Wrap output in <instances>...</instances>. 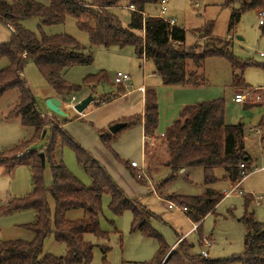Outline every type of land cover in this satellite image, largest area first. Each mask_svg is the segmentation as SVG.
Listing matches in <instances>:
<instances>
[{
  "label": "trees",
  "instance_id": "16d2710c",
  "mask_svg": "<svg viewBox=\"0 0 264 264\" xmlns=\"http://www.w3.org/2000/svg\"><path fill=\"white\" fill-rule=\"evenodd\" d=\"M124 1L129 2V8H134L128 10V24L114 12ZM155 2L156 0H0V21L14 29L11 39L0 43V62L8 61V66L0 70V99L6 92L16 90L19 102L14 112L12 111L13 116H20L24 127L33 128L34 136L46 131V135H42L45 148H30L24 154L25 145L31 142L28 140L14 146L0 158V165L4 166L6 173H11L19 165L30 168L33 185L31 193L23 198L10 199L6 207H0V213L10 215L25 209L36 213L35 221L25 226L34 234V238L30 241L0 242V264H92L95 245L86 239L87 235L109 239V234L100 228L105 194L111 196L109 208L114 215H122L126 211L132 213V233L140 231L145 237L159 242L154 259L144 264H264V223L257 222L253 214L241 219L251 230L245 239L246 252L241 256L206 258L200 253H194L196 244L188 243L186 239L172 250L151 225V219L155 215L139 200L126 195L106 168L64 129L66 121H52L40 111L23 76L26 64L33 62L51 90L67 99L81 91L83 86L69 84L62 76L65 70L93 63L92 49L95 47H133L138 58L154 63L157 75L166 86H203L204 74L198 71L203 70L206 60L218 57L230 63L234 71V84L238 88L243 86V73L253 63L239 61L232 52L231 42L211 38L210 34L201 37L210 38L211 44H206L205 47H186L187 33L184 28L171 25L159 16L144 15L146 7ZM226 3L228 6L240 5L232 13V24L246 11H264V0H226ZM35 18L41 20L38 34L23 25L25 20ZM67 18L74 19L78 29L88 35L89 51L69 35L48 36L44 33V27L62 25ZM260 29L264 35V25ZM188 62L193 63V70L187 69ZM108 78L101 71L96 75H88L83 84L98 85L109 81ZM118 91L122 93L123 90ZM251 94L255 95V92ZM111 97L106 96L103 102L110 101ZM259 101L264 102V99L259 98ZM255 104L248 102L247 106ZM120 123H124L125 127L115 135L104 130L99 132L106 149L119 160L112 149L113 139L122 130L138 126L141 117L123 119ZM158 123L157 93L155 89H147L145 147L155 138ZM244 137L243 124L226 123V103L223 99L188 105L159 141L166 150V159L162 164L171 170L170 181L183 169L202 167L205 185L210 186L218 181L215 171L222 168L226 174L225 179L235 185L243 180L240 166L245 165V171L249 172L252 165V159L246 152ZM64 146L75 152L78 164L92 180V187H86L57 159L58 151ZM8 153L15 156L9 162H4L3 156ZM19 153L22 156L17 157ZM41 153L45 155V165L42 164ZM120 162L128 166L126 162ZM48 164L52 172L50 187L45 185V169ZM133 176L136 178L135 174ZM49 197L55 204L54 214ZM166 199L186 207L191 221L197 223L215 211L224 195L207 188L200 196ZM251 202L249 198L247 207ZM74 210H88V214L79 220H68L67 214ZM202 226L201 223L197 227L198 245L203 235ZM51 233L58 243L65 246L64 256H42L44 242Z\"/></svg>",
  "mask_w": 264,
  "mask_h": 264
},
{
  "label": "rangeland",
  "instance_id": "374dc122",
  "mask_svg": "<svg viewBox=\"0 0 264 264\" xmlns=\"http://www.w3.org/2000/svg\"><path fill=\"white\" fill-rule=\"evenodd\" d=\"M163 1L156 0L154 4L146 7L145 12L150 16H158L159 13H162V5H164L167 8L164 14L165 18L175 19L173 25L177 23L178 27L186 30V47L194 45L205 47L206 44H211L210 38L201 37L210 34L211 38L231 42L232 52L239 61L254 64L244 71L243 81L241 82L243 86L238 88L233 80L234 71L226 59L218 57L206 60L203 70L198 71L200 74H204L205 85L195 86L192 94L196 98L188 102L189 105H195L201 102L223 99L226 103V123L230 125L243 124L245 126V130L249 133L245 148L248 155L252 157L253 166L251 165L250 170H253V172L240 185V190L243 193L240 194L237 191L224 198L216 206L215 213L209 214L203 220V235L198 245L199 233H190L194 224L187 217L189 215L178 208L169 209L168 204H165L166 201L159 197L200 196L207 188H211L222 195L229 193L231 188L236 187L238 184L234 186L229 180L225 179L224 169L221 168L215 171L218 181L210 186L205 185V174L202 167L189 168L186 172L181 170L179 174H176L175 179L170 181L171 170L162 164L166 159V150L159 141L163 137L150 140V144L145 147L147 151V163L145 162V164L147 165L142 167L141 135L137 132V128L130 127L122 130L113 139L112 149L126 161L132 162L135 160L138 162L140 167L135 169L134 172L139 184L120 162L122 159H117L104 146L101 147L98 131L101 116H109L114 112H124L123 115H130L129 113L138 110V106H135V104V108L125 105L127 101L121 100L108 109H100L90 118L70 125L68 130L75 141L79 144L81 142L85 143L87 148L83 147L94 156L97 147L104 152L105 155L102 157L104 160L100 159L102 165L106 167L129 198L137 199L142 201L146 207L149 206L147 208L155 215L151 219L152 227L162 235L170 247L175 245L179 236L187 234L186 241L196 244L194 253L199 254L202 249L200 247L203 246V240L209 238L212 240V247L209 249L210 259L241 256L246 252L245 239L251 231L241 219L246 215L253 214L257 222L264 223V102L259 103V98L264 99V55H262L264 53V35L260 29L259 12L257 10L246 11L238 21L232 24V13L234 9L240 7L239 4L228 6L226 0H166L165 4H163ZM128 5L129 2L124 1L114 10L125 24L129 22L128 10L131 7L129 8ZM23 25L26 29L38 34L41 20L36 18L25 20ZM43 31L48 36L69 35L85 47L87 51L90 50L88 35L78 29L76 21L72 18H67L62 25L44 27ZM132 50L131 48L121 50L118 47H111L110 49L105 47L93 48V63L75 66L62 73L63 78L69 84L83 86L77 94L71 95L67 99L63 98L64 103L70 106L75 103L72 101L73 97L77 98L79 103L89 96H95L97 102L95 101L90 106L97 107L101 105L106 96L112 93L119 95L118 89L123 90L122 93H125L126 87L115 86L112 79L119 71L129 73L130 70H135L142 76L139 69L140 63L138 59L135 60L133 57ZM7 66V60L0 63L1 70ZM187 66L189 71L195 68L191 62H188ZM101 71L108 75L109 81L98 85L83 84L88 75H96ZM24 75L40 111L48 119L63 123L64 119L55 112L46 114V112H50L48 111L50 108L45 101L50 87L33 62L30 61L26 64ZM247 88L252 90L250 91ZM237 90H243L248 95L246 103L237 104L233 101ZM251 92H255V95H252ZM100 94L102 96H99ZM18 102L19 96L16 90L8 91L0 99V158L5 152L12 150L14 146L28 140H31V142L25 145L24 154H27L30 148H45L42 133L46 131L34 136L33 128L24 127L20 116H13ZM248 102L256 104L247 106ZM76 115L79 116L77 113ZM253 128L255 130L250 132ZM58 153L57 159L61 160L68 170L86 187H92V180L85 169L78 164L75 152L70 147L64 146ZM14 156L13 153H8L3 156V161L9 162ZM18 156H22V154L19 153ZM139 175L142 178H139ZM51 184L52 172L48 164L45 169V185L50 187ZM32 190L30 168L19 165L11 173H6L4 166L0 165V207H6L10 199L25 197ZM249 198L252 202L247 207L246 202ZM49 202L54 214L55 204L51 197H49ZM110 202L111 196L109 194L103 195L100 228L109 234V239H99L93 235H87L86 237L88 241L95 245L92 264H144L152 261L158 252L159 242L145 237L140 231L132 233V213L126 211L122 215H114L109 208ZM169 202L177 204L175 201ZM87 214L88 210H74L67 214V219L75 221L84 218ZM35 218L36 213L31 209L17 211L10 215L0 213V242L32 240L34 234L25 226L33 223ZM65 253V246L58 243L54 234L51 233L44 242L42 256L51 254L62 257Z\"/></svg>",
  "mask_w": 264,
  "mask_h": 264
},
{
  "label": "crops",
  "instance_id": "0c3cea01",
  "mask_svg": "<svg viewBox=\"0 0 264 264\" xmlns=\"http://www.w3.org/2000/svg\"><path fill=\"white\" fill-rule=\"evenodd\" d=\"M164 14L159 13L158 16L164 18L166 21H170V20L174 21V22L176 21L175 19L165 18ZM144 15L150 16V15H147L146 12H145ZM174 25L177 26V23H175ZM13 32H14V29L12 28V26L5 25V24H3L0 21V43L8 42L11 39V36H12ZM112 48H115V47H112ZM129 48L133 49L132 50L133 57L135 58V60L138 59V61L140 63V68L139 69L142 72V76L140 75V73H137L135 70H132V71L130 70L129 73H127V74H129L132 77V81H131V83L129 85H124L126 87L125 93H119V95H117V93H112V94H110V97L112 96L111 97L112 99H110V101L102 102L101 105H99L97 107L89 106L88 109L83 114H79L75 110V106H76V104H78V102H77L78 99L77 98H76L75 101H73L74 97L72 98V101L75 102V103H73L74 105L73 104L70 105V106L73 107L72 108L67 103H64V101H63L64 99L62 97H60L59 95L55 94L51 90V88H50V91H49L48 95L45 97V101L47 102L48 100H50L52 98H57L58 100H60L62 102V107L60 109L61 112H62V115H60L59 113H56V114L58 116H60L61 118H63L64 121H66V123L64 124V129L68 133H69L68 128H69L70 125H72L74 123H77V122H82V121L86 120L87 118H90L95 113H97L100 109H108V108L111 107V105H113L114 103H116L118 101H121V100L127 101V103H125V105L130 106V108H131V106H133L132 108H135L134 107V104H135V106H138V110L137 111H133V113H129L130 115H123L124 112L122 111L123 113L114 112V114H111L109 116H101L100 119H99L98 131L100 132V131L104 130V131L110 132V127H112L113 125H115L117 123H120L121 120L127 119V118H133L134 116H140L141 117V123L137 127H133V129L137 128L138 129L137 132H139L140 135H141V145H142V154L141 155H142V163H143L142 167H144V165H147V164H145V162L147 163V157H146V152L147 151H146V148H145L146 139H145V135H144V123H145V113H146V91H147V89H155L156 93H157L158 105H159V123H158V129H157V133H156L155 138H161V137H164L167 129L179 118V115H180L181 111L183 110V108L189 105L188 102H191L189 100H195L196 97H195V95L193 96V94H192L193 91H194L193 89L195 88V86H166V85H164L162 83L161 78L156 73V67H155L154 63L152 61H149V60L145 59V58H142V59L138 58V56L136 55L135 50H134L133 47H127L125 49H129ZM108 49H110V48H108ZM125 49H121V50H125ZM115 75H114V77L112 79V82L116 86V84L114 82ZM23 76H25V75L23 74ZM237 93H244V91L243 90H237L236 94ZM245 95L247 96V98H246V101H247L248 100V95L247 94H245ZM99 96H102V94H100ZM92 97L94 98V101L92 103H94L95 101L97 102V100L95 99L96 97L95 96H92ZM246 101L243 102V104L246 103ZM237 104H242V103H237ZM48 111H50V112H46V114L54 113L51 109H49ZM76 113L79 116H77ZM253 130H255V128L251 129L250 132H253ZM69 134L71 135V133H69ZM248 134H249L248 131L245 130L244 142H246V140L249 139ZM71 136L73 137V135H71ZM73 139H74V137H73ZM100 143H101V147H103L104 144L101 141V137H100ZM80 144H81L82 147L84 146L85 148H87L85 143L81 142ZM116 154L118 155V157L120 159H122L124 162H126L128 164V166H124V167H125L126 170L129 171L131 176L136 180V178L133 176V174H135V172H134L135 169H139V168L131 167V163L132 162H136V161L135 160H133L132 162L126 161L125 159H123L121 157V155L119 153H116ZM104 155H105L104 152L101 151V149H99L97 147V152H96V155H95L96 157L94 155H93V157L98 162L101 163L100 159L104 160L102 158V157H104ZM251 159H252V157H251ZM252 166H253V163H252ZM183 172H186V170H184ZM252 172H253V170L252 171L250 170V173H252ZM141 185L145 186L144 184H141ZM148 189H150V188H148ZM155 193L156 192H154V194ZM156 195L159 197V195L157 193H156ZM159 198L162 199L163 201H166L165 204H168V207H169V203L170 202L167 201L166 198H161V197H159ZM140 202L142 203V201H140ZM167 202H169V203H167ZM147 207H149V206H147ZM184 213H186V215L188 214V212H184ZM214 213H215V211L212 214H214ZM189 216H187V217H189ZM205 218L206 217H204L201 221H199L197 223L192 221V223L194 224V227L192 228L190 233L191 232L192 233L193 232L196 233L197 232V228L196 227H198L201 223L203 225V220ZM186 236H187V234L179 236L177 242L175 243V245H173L171 247L172 250L183 239H186Z\"/></svg>",
  "mask_w": 264,
  "mask_h": 264
},
{
  "label": "built area",
  "instance_id": "2783aa9c",
  "mask_svg": "<svg viewBox=\"0 0 264 264\" xmlns=\"http://www.w3.org/2000/svg\"><path fill=\"white\" fill-rule=\"evenodd\" d=\"M165 2H166V0L163 1V4H165ZM131 9L133 10L134 8L131 7ZM166 10H167V8L164 5H162V14H164L166 12ZM168 22L171 25L174 23V21H171V20ZM259 24L260 25L264 24V11L259 12ZM262 55H264V53H262ZM131 81H132V77L129 74L124 73V72H117L115 75V78H114V82L116 85H129L131 83ZM246 98H247V96L244 93H237L233 100L236 103H243L246 101ZM75 100H76V98L74 97L73 101H75ZM131 166L133 168H139V165L137 162H132ZM240 167L243 170L242 171V178L244 180L246 177H248L250 175V171L249 172L245 171V165H243V164ZM139 178H142V176L139 175ZM242 181L237 183L238 185L236 187H232L231 191L229 193L224 194V198L231 196L233 193H236L237 191L240 194H242L243 192H241V190H240V185H241ZM169 208L170 209L178 208L182 212H188V209L186 207H181V206H178L177 204L171 203V202L169 203ZM211 247H212V241L209 238H205L203 240V246H202V249L200 251V254L203 257H206V258L209 257V249Z\"/></svg>",
  "mask_w": 264,
  "mask_h": 264
},
{
  "label": "water",
  "instance_id": "95a60500",
  "mask_svg": "<svg viewBox=\"0 0 264 264\" xmlns=\"http://www.w3.org/2000/svg\"><path fill=\"white\" fill-rule=\"evenodd\" d=\"M93 101H94V98L92 96H89L88 98H86V99L82 100L81 102H79L78 104H76L75 110L79 114H83L88 109V107L90 106V104ZM47 105L53 112L59 113L60 115H62V112L60 110L62 107V102L60 100H58L57 98H52V99L47 101ZM124 127H125L124 123H117V124L113 125L112 127H110V132L112 134H116L119 130H121ZM45 135H46V132L43 133V137ZM40 156L42 159V164L45 165L44 153H41ZM182 171H184V169Z\"/></svg>",
  "mask_w": 264,
  "mask_h": 264
}]
</instances>
